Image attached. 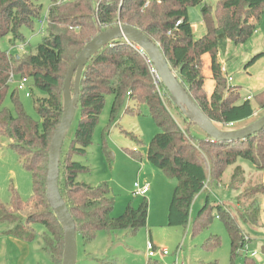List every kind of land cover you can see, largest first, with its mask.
Segmentation results:
<instances>
[{
    "label": "trees",
    "instance_id": "16d2710c",
    "mask_svg": "<svg viewBox=\"0 0 264 264\" xmlns=\"http://www.w3.org/2000/svg\"><path fill=\"white\" fill-rule=\"evenodd\" d=\"M42 1L0 0V39L10 35L11 45L23 42L20 30L31 28L33 22L40 19ZM189 7L201 9L205 34L198 39L192 33ZM263 10L264 0H219L214 9V21L203 0H49L45 16L46 36L32 53L18 57L0 50V145L2 139L9 140L8 148L28 173L32 190L29 200L22 201L16 190L9 186L8 202L0 203V236L38 245L49 264L62 262L63 230L46 198L48 153L63 112V81L82 48L92 38L118 25L141 31L158 45L172 71H176L178 81L201 111L223 130L250 119L255 106L240 96L237 87L227 82V72L222 71L219 62L220 53L228 41L235 45L247 42L256 31ZM177 22L180 23L176 25ZM71 47L76 51L66 69L65 56ZM204 55L210 59V92L201 75ZM262 56H254L249 64ZM150 67L146 55L133 43L118 39L94 54L82 71L76 108L79 117L64 156L61 150L58 188L83 246L92 244L99 233L107 236L122 231L133 234L146 226L145 197L137 207L127 205L119 217H113L114 198L108 185L90 186L77 181L78 174L87 167L72 158L84 155L90 147L107 95L113 98L112 121L125 102L126 112L131 114H138L139 108L145 107L158 128L147 145L145 159L166 177L176 180L167 214L169 226L186 227L196 196L209 190V184L221 185L230 166L233 170L224 187L241 191L244 171L236 165L237 159L250 161L258 172L264 170V128L233 142H219L205 134L196 137L182 131L157 96ZM10 76L13 81L27 79L30 88L41 93V97L33 100L40 121H34L26 114L15 91L9 94L14 112L3 106ZM253 98L257 107L264 109V89ZM102 139L105 147L104 134ZM134 154H137L136 150H133ZM261 198L264 199V183L241 191L236 198V214L232 216L224 206L210 205L207 197L197 214L193 231L198 228L197 221L202 212L216 208L218 213L214 218L223 221L229 236L230 259L242 256L248 235L241 225L251 230L258 228ZM28 207L39 209L23 219L17 217V212ZM202 221V225L207 222L206 219ZM219 245L217 237L208 238L203 248L212 251ZM243 264H255V260L245 255Z\"/></svg>",
    "mask_w": 264,
    "mask_h": 264
},
{
    "label": "rangeland",
    "instance_id": "374dc122",
    "mask_svg": "<svg viewBox=\"0 0 264 264\" xmlns=\"http://www.w3.org/2000/svg\"><path fill=\"white\" fill-rule=\"evenodd\" d=\"M63 1L68 2V0ZM203 1L208 10L211 9L210 14L215 21L214 9L219 0ZM48 8L49 0H43L40 19L35 20L31 28L22 27L20 30L24 38L23 42H16L15 45H11L9 41L11 36H5L0 39V50L7 51L12 56L22 57L30 55L37 44L41 42L42 38L46 36L45 16ZM187 12L193 36L195 39H198L205 34L201 9L200 7H189ZM42 22H44L45 26L41 28ZM70 31L72 32V30ZM69 38L72 39V36L70 35ZM22 43L26 44V46H24L23 50H19L18 44ZM75 51L76 49L73 47L67 51V55L65 56L66 69L69 68V63H71ZM260 54L264 55V10L256 31L247 42L235 45L228 41L226 48L220 53L219 62L225 68L227 76L232 79L229 85L237 87L240 96L250 97V101L255 106L254 114L250 119L223 130L242 129L264 115V109L257 107L253 98L256 93L264 89V56L249 64V61L254 56ZM204 56L201 58V75L207 81V77L210 75V59L208 55ZM30 86V84L27 85V91L30 93V96L27 97L25 91L18 92L16 90L17 81L11 82L3 106L14 112V105L9 99V94L15 91L26 114L32 120L40 121L39 116L35 112L33 100L34 98L41 97V93L35 88H30ZM157 86L161 92V97L158 94L157 96L168 115L176 122L178 127L182 131H188L193 136H204V133L195 125L189 123L174 106L164 87L160 84ZM112 102V96L107 95L92 135L90 147L84 155L74 156L72 160L87 167L86 171L78 174V182L90 186H98L103 183L108 185L111 190V196L114 198V209L111 216L119 217L127 205L137 207L143 200V197L133 196V185L135 182L142 180L137 176L140 166L139 162H147L145 159L146 148L151 138L157 133L158 128L145 107H140L138 114H131L126 112L127 103L125 102L119 107L112 121L110 117ZM78 117L79 111L75 113L73 122L64 139L62 156L65 155V150L73 135ZM103 134L105 147H103ZM8 144L9 140H1L3 148L0 151V202H8L10 182L20 188L19 195L21 200L28 201L32 194L31 182L28 185L27 177L29 176L24 171L18 169L17 165L19 162L16 155L8 149ZM133 150H136L137 154L132 155ZM203 159L204 165L207 167V161L205 158ZM5 164L14 165V175H8L7 167L4 166ZM236 165L240 166L244 171L241 191L256 184L264 183V170L261 172L256 171L250 161L241 158L237 159ZM232 170L233 166L226 169L221 185L211 186L209 184V190L202 191L197 195L192 203L189 223L186 227L168 225L167 214L176 180L166 177L163 172L157 170L156 175L148 178L151 191L145 197L147 201L146 226L133 234H127L122 231L107 236L104 233H99L96 240L88 246H83L81 238L77 235L75 264H172L177 251L179 264H243L244 253L242 256H235L233 260L230 259L229 236L223 221L214 218L218 213L216 208L202 212L197 221L198 228L195 232L193 231V224L196 221L197 214L204 206L207 197H209L210 205L217 204L224 206L232 216H235L237 211L236 198L240 195L241 191L224 187L229 180ZM20 171L21 176L19 177ZM23 179H27V183ZM37 209L39 207L23 208L16 215L20 219H23L31 213L38 212ZM260 209L259 226L257 229L251 230L241 225L246 235L251 239L246 244L248 253L256 252L257 254L254 258L255 264H264V254L262 253V248L264 247L263 198L260 199ZM203 219H206L207 222L202 225ZM39 231L38 233H41L42 230ZM214 237L219 239V247L212 251H205L203 244L208 238ZM0 239L6 241V243H10L5 237L0 236ZM149 239H151V242L158 249H166L169 256L163 258L158 256L156 261L148 259L146 255V243ZM6 243H2L1 246L0 264H21L15 257L17 249L11 244ZM29 246L31 249L30 255L24 260L23 264H49L48 260L40 253L38 245L32 244ZM243 250H245V247ZM249 254L246 256L249 257Z\"/></svg>",
    "mask_w": 264,
    "mask_h": 264
},
{
    "label": "water",
    "instance_id": "95a60500",
    "mask_svg": "<svg viewBox=\"0 0 264 264\" xmlns=\"http://www.w3.org/2000/svg\"><path fill=\"white\" fill-rule=\"evenodd\" d=\"M211 11V9H209ZM123 39L133 43L148 58L159 78L161 85L168 93L172 103L191 124L195 125L211 140L233 142L250 137L264 128V115L257 121L239 130H222L201 111L195 101L185 91L175 73L169 66L158 45L154 44L141 31L124 26H115L99 32L81 50L63 81V112L60 124L55 131L48 153L46 198L63 230V254L61 264H75L77 255L76 229L73 219L59 193V163L64 139L73 122L79 102V83L87 61L101 48L111 42ZM71 82L74 93L71 94Z\"/></svg>",
    "mask_w": 264,
    "mask_h": 264
},
{
    "label": "built area",
    "instance_id": "2783aa9c",
    "mask_svg": "<svg viewBox=\"0 0 264 264\" xmlns=\"http://www.w3.org/2000/svg\"><path fill=\"white\" fill-rule=\"evenodd\" d=\"M180 22H177L176 25H178ZM43 26V22L41 24V27ZM19 50H23L24 46H19L18 47ZM141 52V51H140ZM143 53V52H142ZM222 71L225 72V69L222 68ZM150 73L152 74L153 76V80H154V85H156L157 87V94L161 97V92L158 88V84H161L160 81H159V78L156 74V71L154 70L153 66L150 67ZM232 81V79L230 77H227V82L230 83ZM11 82H14L13 81V78L12 76H10V79H9V83ZM30 84L29 81L25 78H22L21 80L17 81V91H25V94L27 97H29L30 93L27 91V85ZM246 99H249L250 100V97H247ZM232 125H230L229 127H231ZM135 151V150H134ZM204 189L206 190V184H204ZM149 192V185L147 183H143V184H140L138 182H135L134 185H133V196L134 197H146V195L148 194ZM245 240H246V244L249 243L250 239L249 237H245ZM245 244V250H242L241 251V255L244 253L245 255H248V247L247 245ZM146 255H147V258L148 259H154V258H157L158 256L160 258H163V257H168L169 256V253L166 249H158L157 247H155L153 245V243L148 240L147 243H146ZM250 258H255L256 257V252H252L249 254ZM172 264H179V260H178V251L176 252L175 256H174V260H173V263Z\"/></svg>",
    "mask_w": 264,
    "mask_h": 264
},
{
    "label": "crops",
    "instance_id": "0c3cea01",
    "mask_svg": "<svg viewBox=\"0 0 264 264\" xmlns=\"http://www.w3.org/2000/svg\"><path fill=\"white\" fill-rule=\"evenodd\" d=\"M205 3V2H204ZM205 57V56H204ZM222 68H224V67H222ZM225 69V68H224ZM210 74V73H209ZM207 89H208V92H210L211 91V86H212V82H211V80H210V75L207 77ZM242 98H244V99H246L247 97H242ZM238 124V123H237ZM236 125V124H235ZM8 147V146H7ZM2 148H3V146H1L0 145V151H2ZM9 149V148H8ZM11 151V150H10ZM12 152V151H11ZM19 162V161H18ZM139 169H138V174H137V176L140 178V179H142L141 181H137L138 183H140V184H143V183H147L148 185L150 184L149 183V181H148V178H151V176H153V175H156V172H158L157 170L158 169H156V168H154L150 163H148V162H146V163H142V162H139ZM4 166H6L7 167V173H8V175H14L13 173H15L14 171H15V168H14V165H8V164H5ZM17 167H18V169H20V170H22V171H24L23 170V168L21 167V165L18 163V165H17ZM25 173H27L26 171H24ZM28 174V173H27ZM21 176V171H20V173H19V177ZM29 176V175H28ZM22 178H24V177H22ZM28 178V185L30 184L29 182H30V177H27ZM24 180V182L26 181V183H27V179H23ZM22 180V181H23ZM9 185H11L15 190H16V192L18 193V196L20 197V195H19V190H20V188H18V187H16V185L15 184H13L12 182H10V184ZM151 191V185H149V192ZM149 192H148V194H149ZM147 194V195H148ZM146 195V196H147ZM199 195V194H198ZM197 197V196H196ZM20 199H21V197H20ZM196 199V198H195ZM194 199V200H195ZM1 203V202H0ZM1 237H4V236H1ZM6 239H8L9 240V242L10 243H6V241H2L1 239V242H0V253H1V250H2V243L4 244V243H6V244H11L15 249H17L16 251V254H15V257L17 258L16 260H18V262H21V264H23V262H24V260L26 259V258H28L29 257V255H30V246L27 244V243H24V242H22V241H20V240H17V239H14V238H7V237H5ZM250 239V238H249ZM150 241H151V239H149ZM250 241H251V239H250ZM153 245L156 247V245L153 243ZM12 251V250H11ZM153 260H155L156 261V258H154ZM20 264V263H19Z\"/></svg>",
    "mask_w": 264,
    "mask_h": 264
}]
</instances>
